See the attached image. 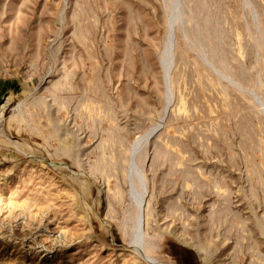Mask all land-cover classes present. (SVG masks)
I'll list each match as a JSON object with an SVG mask.
<instances>
[{"label": "rangeland", "instance_id": "obj_1", "mask_svg": "<svg viewBox=\"0 0 264 264\" xmlns=\"http://www.w3.org/2000/svg\"><path fill=\"white\" fill-rule=\"evenodd\" d=\"M0 264H264V0H0Z\"/></svg>", "mask_w": 264, "mask_h": 264}]
</instances>
